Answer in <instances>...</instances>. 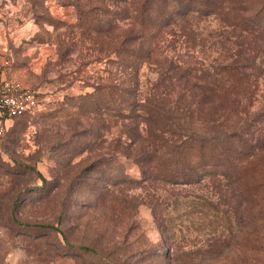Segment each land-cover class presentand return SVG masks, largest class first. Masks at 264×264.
<instances>
[{
  "label": "rangeland",
  "instance_id": "rangeland-1",
  "mask_svg": "<svg viewBox=\"0 0 264 264\" xmlns=\"http://www.w3.org/2000/svg\"><path fill=\"white\" fill-rule=\"evenodd\" d=\"M0 58L43 99L0 135V264H264V0H0ZM126 58L150 59L134 78ZM237 58L226 119L249 155L236 165L199 120L190 181L146 180L105 85L156 89L159 61L201 74Z\"/></svg>",
  "mask_w": 264,
  "mask_h": 264
},
{
  "label": "trees",
  "instance_id": "trees-1",
  "mask_svg": "<svg viewBox=\"0 0 264 264\" xmlns=\"http://www.w3.org/2000/svg\"><path fill=\"white\" fill-rule=\"evenodd\" d=\"M131 38L139 54H149L150 47L146 45L148 39L144 32L134 31ZM148 59L150 58H126L121 61L122 67L124 70L131 69L133 74L136 73L135 78L140 73L143 62ZM244 60L246 61L237 58L232 63H218L211 69L200 64L198 69L201 74H194L193 71L197 68L192 64L187 63L184 66L173 60L159 61L164 67L161 69L163 84L155 85L156 89L140 90L136 81L134 84L120 82L105 85L107 93L110 94L113 90L119 93L115 108L117 113L127 116L133 122L126 132L130 142L128 146L136 147L135 161L139 163L146 180L166 177L164 180L171 181L173 177L185 178L188 173L193 174L195 167L188 162L190 157L185 150L189 145L192 148L195 142H201L196 132L191 130V124L199 120L214 132V139H222L224 135V139L218 141L228 145V152L236 165L249 155L254 144L244 138L242 132H233L226 119V113L231 112L230 98L227 99L226 94L230 96V90L234 89L232 84L229 85L232 76L243 80L248 75L245 72L247 66L242 63ZM175 88H178L177 93H174ZM240 103L237 98L231 99L232 111H238ZM105 104L106 108L111 105L109 101ZM143 135L151 137L150 148L141 143L140 137ZM126 149L128 148L124 147V153ZM161 150H164L165 154L158 158L154 173L152 161ZM202 155L203 159H206V155ZM185 179L190 181L188 177ZM133 181L138 182L130 178L129 181L125 178L121 180L124 183Z\"/></svg>",
  "mask_w": 264,
  "mask_h": 264
},
{
  "label": "built area",
  "instance_id": "built-area-1",
  "mask_svg": "<svg viewBox=\"0 0 264 264\" xmlns=\"http://www.w3.org/2000/svg\"><path fill=\"white\" fill-rule=\"evenodd\" d=\"M42 101L41 92L15 78L12 62L5 59L0 67V135L9 121L38 111Z\"/></svg>",
  "mask_w": 264,
  "mask_h": 264
},
{
  "label": "crops",
  "instance_id": "crops-1",
  "mask_svg": "<svg viewBox=\"0 0 264 264\" xmlns=\"http://www.w3.org/2000/svg\"><path fill=\"white\" fill-rule=\"evenodd\" d=\"M1 64H2V59L0 58V67H1Z\"/></svg>",
  "mask_w": 264,
  "mask_h": 264
}]
</instances>
